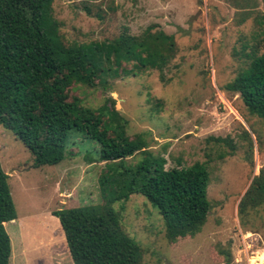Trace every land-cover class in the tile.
Instances as JSON below:
<instances>
[{"label":"rangeland","instance_id":"374dc122","mask_svg":"<svg viewBox=\"0 0 264 264\" xmlns=\"http://www.w3.org/2000/svg\"><path fill=\"white\" fill-rule=\"evenodd\" d=\"M52 10L66 46L112 41L124 31L140 36L152 26L174 37L177 53L164 80L148 70L107 88L69 91L91 109L115 101L127 136L148 144L130 158L100 162L98 144L73 131L61 163L34 168L24 145L0 125V167L16 209L5 224L10 264H74L52 213L79 207L114 210L139 246V264H264V205L239 212L264 173V120L226 90L250 64L247 56L264 55L263 0H54ZM144 162L149 174L205 166L209 209L196 235L170 242L158 210L120 191Z\"/></svg>","mask_w":264,"mask_h":264},{"label":"trees","instance_id":"16d2710c","mask_svg":"<svg viewBox=\"0 0 264 264\" xmlns=\"http://www.w3.org/2000/svg\"><path fill=\"white\" fill-rule=\"evenodd\" d=\"M54 0H0V125L33 157V167L55 166L65 159V143L74 131L99 146L100 162H116L148 148L142 135L127 136L128 120L111 98L98 109L70 99L74 86L107 88L110 80L164 71L177 53L173 36L148 27L140 36L123 32L112 41L64 45L53 17ZM264 2V0H263ZM251 62L226 90L239 94L250 115L264 120V55ZM131 65V69L124 66ZM127 173V172H126ZM0 167V264H10L11 240L5 224L16 209ZM209 174L196 163L188 169L149 174L142 163L120 184L128 198L144 197L162 217L167 239L194 236L207 219ZM264 205V173L242 199L244 215ZM65 236L74 264H139L138 244L121 230L113 210L90 207L52 213ZM229 258V255H227Z\"/></svg>","mask_w":264,"mask_h":264}]
</instances>
